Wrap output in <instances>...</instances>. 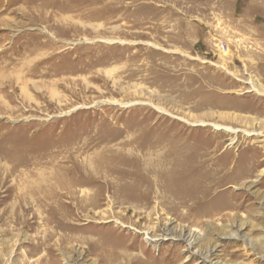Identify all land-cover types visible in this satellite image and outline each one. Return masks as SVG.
I'll return each instance as SVG.
<instances>
[{"label": "rangeland", "instance_id": "obj_1", "mask_svg": "<svg viewBox=\"0 0 264 264\" xmlns=\"http://www.w3.org/2000/svg\"><path fill=\"white\" fill-rule=\"evenodd\" d=\"M33 1L0 0V264H264V0Z\"/></svg>", "mask_w": 264, "mask_h": 264}, {"label": "bare ground", "instance_id": "obj_2", "mask_svg": "<svg viewBox=\"0 0 264 264\" xmlns=\"http://www.w3.org/2000/svg\"><path fill=\"white\" fill-rule=\"evenodd\" d=\"M37 1H38V0H37ZM29 3H31V4H35L36 2L33 1V0H30ZM47 5H48L47 7L58 8V5H57V4L55 5V1H54L53 3H52V1H51V3H47ZM40 6H41L40 9H42V10L45 9L42 5H40ZM45 6H46V4H45ZM60 8L63 9L62 6H60ZM68 9H69V8H68ZM34 10H35V9H34ZM42 10H41V11H42ZM32 13H33V12H32ZM39 47H40V46H39ZM39 47H38V48H39ZM29 48H31V47H29ZM41 48H42V47H41ZM39 49H40V48H39ZM33 50H34V49H33ZM40 50H41V49H40ZM11 51H12V53H11L12 56H18V55L21 54V53H20L21 51H20L19 49H16V48H13V50H11ZM39 52H40V51H39ZM36 53H37V52H36ZM22 54H23V55H27V51H26V49L22 52ZM22 54H21V55H22ZM34 54H35V53H34ZM35 55H36V54H35ZM20 57H21V56H20ZM5 58H8V56L6 57V55H3L1 59H5ZM29 58H30V57H29ZM5 62H6V61H5ZM3 65H4V64H3ZM4 66H5V65H4ZM4 66H3V67H4ZM5 67H6V66H5ZM7 67H8V66H7ZM21 67H22V66H21ZM3 69H4V68H3ZM5 69H7V68H5ZM9 69H10V68H9ZM18 70H19V69H18ZM20 70H21V69H20ZM22 70H23V68H22ZM4 71H5V70H4ZM252 88L254 89L255 92L259 93L260 95H264V91H260V90H258V88H255L254 86H252ZM144 140H145V139H144ZM161 143H162V142H161ZM171 155H172V154H171ZM174 162H175V161H174ZM118 173H119V172H118ZM85 175H86V174H85ZM88 177H89V176H88ZM94 180H95V179H94ZM85 181H86V180H85ZM182 184H183V183H182ZM103 185H104V184H103ZM12 191H13V190H12ZM8 192H9V191H8ZM9 193H11V192H9ZM35 193H36V192H35ZM170 193H171V192H170ZM30 194H31V196H32V195H33V192L31 191ZM30 194H29V196H27V197L30 198ZM43 195H44V194H43ZM6 196H7V195H6ZM33 196H35V194H34ZM38 196H39V195H38ZM38 196H37V197H38ZM8 197H9V196H8ZM23 197L26 198V196H24V195H23V196H19L20 201L23 199ZM37 197H36V198H37ZM46 197H48V196H46ZM5 199H7V197L4 198V200H5ZM26 200H27V199H26ZM30 200H31V199H30ZM32 200H33V199H32ZM32 200H31V201H32ZM40 200H41V199H40ZM1 201H2V200H1ZM1 201H0V202H1ZM20 201H19V202H20ZM23 201H24V200H22V202H23ZM35 202H36V201H35ZM33 203H34V201H33ZM38 203H40V202H38ZM43 203H44V202H43ZM45 203H46V202H45ZM204 203H205V202H204ZM41 204H42V203H41ZM46 205H49V204L47 203ZM207 205H208V204H207ZM44 206H45V205H44ZM48 208L50 209L49 206H48ZM44 209H45V207H44ZM46 209H47V208H46ZM48 211H49V210H48ZM46 212H47V211H46ZM52 212H53V211H52ZM46 215H47V214H46ZM163 231H165V230H163ZM182 232H183V233H182ZM168 233H169V232H168ZM180 233L183 235L182 240L186 239L187 242H188V244H186L187 248H190V247L194 244V242H196V241L198 242V239L194 237L193 233H192V235H191V232H189L188 235L186 236V238H184V230H181ZM181 234H180V235H181ZM164 235L167 236V234H165V233H164L162 236H164ZM179 237H180V236H179ZM160 239H161V238H160ZM192 239H193V241L191 242ZM180 240H181V237H180ZM207 259H208V258H207Z\"/></svg>", "mask_w": 264, "mask_h": 264}]
</instances>
